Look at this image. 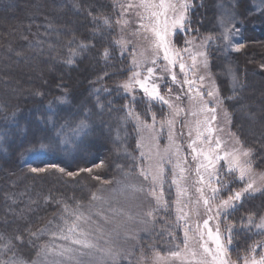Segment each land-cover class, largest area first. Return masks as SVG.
Listing matches in <instances>:
<instances>
[{
    "label": "trees",
    "instance_id": "16d2710c",
    "mask_svg": "<svg viewBox=\"0 0 264 264\" xmlns=\"http://www.w3.org/2000/svg\"><path fill=\"white\" fill-rule=\"evenodd\" d=\"M217 1L193 0L188 26L192 36L214 37L205 47L211 73L233 130L251 150L254 167L264 169V104L257 99L264 95V8L257 10L252 0H232L243 47L227 50L216 25ZM111 10L110 0H0V245L11 242L0 260L13 252L25 261L32 258L49 232L64 226L62 215L71 220L65 205L75 209L85 203L102 180L128 163L125 153L137 156L139 134L128 108L148 121L158 103L130 99L118 87L130 68L114 44L115 26L102 22ZM68 46L78 51L71 63ZM224 67L233 70L235 91ZM257 106H262L259 120ZM242 110L256 121L254 129L241 119ZM81 120L87 127L79 137L72 135ZM41 142L50 147L40 149ZM30 157L34 161L28 162ZM249 214L256 220L264 216V191L243 198L224 217L234 225L232 259L264 240V233L246 228Z\"/></svg>",
    "mask_w": 264,
    "mask_h": 264
},
{
    "label": "rangeland",
    "instance_id": "374dc122",
    "mask_svg": "<svg viewBox=\"0 0 264 264\" xmlns=\"http://www.w3.org/2000/svg\"><path fill=\"white\" fill-rule=\"evenodd\" d=\"M128 2L129 0H110L112 10L108 16H105L110 18L111 25L115 26L117 34L116 40L123 38L127 43L126 50H122L120 46L116 45L119 49V56L125 55L129 60L128 66L130 68V73L128 74L127 79L134 71L138 70L142 71L146 75V67H153L151 61L154 57L151 34L146 33L142 29L139 34H137V30L141 28L140 19L137 13L141 10L132 9L125 13L124 16H121L122 5L127 6ZM133 2H138V0H133ZM192 3L193 0H190V4ZM252 5L257 10H260L264 8V0H252ZM214 8L216 13V25L220 35L219 38L225 43V48L227 50H236L237 48H240L242 45V38L239 27V19L233 8V1L218 0L214 5ZM222 17H231L230 21L224 27L220 24ZM121 19L127 20V25H120L116 23L117 20ZM225 27L229 29L230 33L227 41L224 40L222 35ZM46 31L53 32V29L47 27ZM47 36L52 35L51 33H47ZM146 36L147 38H145ZM205 37L208 36L198 38V36H192L190 31L177 29L173 32L170 39L175 48L183 49L187 47L185 44L186 40L195 38L194 50L206 53L205 47L207 48L209 41L201 47ZM48 39V42L53 41V38ZM54 40H57V38L54 37ZM68 47L70 50H67V54L69 55L67 61L69 58H71L72 61L75 57H77V54L75 56H71V51L75 50L76 53H78V51L74 46ZM51 48L52 46L50 45L46 46L47 50ZM134 53L137 60L144 62L140 69L133 67L132 61ZM206 59L207 66L204 67L201 65L197 71V76L195 78L196 83L193 85V94L195 93L196 88L200 87V90L204 93V99L208 100L209 98L207 97V92L215 88L218 91V98L221 103L217 105L215 101H212L209 104V107H217L218 120L215 122V127L223 130L217 132V135L228 142L227 147L229 149L239 147L240 145H242L243 148L248 149L243 145L238 135L232 128L231 114L225 106L215 78L211 73L207 53ZM184 60L186 63L191 64V60L187 54L184 55ZM166 63L167 62L163 59V52H161L155 65L157 71L156 77H154V82L160 86L161 95H164L166 99L170 100V103L174 104L178 108L184 109V111L180 112L179 116L175 117L174 127L170 129L166 121L173 118V113L175 111L174 108H169L168 105H165L160 101H152L158 103L157 110L153 113L155 114V121H153V114L150 113L151 119L147 121L144 118H140L139 122L136 120L138 113L132 112V107L128 108L129 119L131 123L136 126L137 133L139 134L136 144L137 156L125 153L124 157L128 159V163L123 166L120 165L114 173V177L101 181L93 193H96L98 196L102 197V199L93 200L91 195L85 203L79 205V210L86 217H89L86 223L81 222V227L85 232L90 234L88 238L93 243L97 244V249L82 250L85 254L80 255L79 253H76L74 260H68L66 257L53 255H49L47 258L43 255L38 257L37 253L41 252V247L44 245L69 246L68 241L54 239L52 232L56 231H50L46 242L38 247V250L32 258L26 261L31 262L35 260L37 264H155L154 256L156 253L163 256L166 255L169 250H176L175 246L177 245H179L180 248H183L185 223H177V205L175 203L177 193L176 187L171 184V180L173 167L177 163L176 152L177 149H179V159L181 161L185 159L187 160V164L184 166L189 169L187 185L189 187L191 199L194 201L197 198L195 188L193 187V181L197 178L195 175L196 163L192 160L193 154L191 153V149L188 145L190 140L194 139L196 135L195 122L197 120H203V115L191 114L197 112L200 105L196 103V101H190L188 99V86H181L184 80V75L180 73L179 65L177 64L172 68V71L177 74V82L173 83L171 75L164 71ZM44 70L49 71V68ZM222 74L228 78L230 91H235L237 83L234 78L233 70L228 67H224ZM201 75L205 77L203 82L199 80V76ZM188 78L193 79L191 73H189ZM123 82H121V84ZM251 83L255 84V80L252 79ZM201 84L203 85L202 87ZM169 90H171L170 95ZM123 92L127 94L130 99H139V97H142L143 99L149 101L139 88L135 89L132 93H127L124 90ZM177 96H181L182 98L177 100ZM257 99L260 103L264 104V95L259 96ZM241 108H244V105ZM260 109L262 111V106H257V120H259L261 116L259 111ZM130 111L132 112V115H129ZM242 111L241 119L248 121L246 124L250 130L254 129L256 121L248 120L246 113H244V110ZM144 125H151L152 127L149 128ZM190 128H192L191 137L189 136ZM260 128L264 129V125H261ZM170 131L173 135L172 141L169 140ZM82 132L83 131L76 134L73 131L72 135L79 137ZM237 140H239L240 144L236 143ZM138 141L140 142V146H138ZM142 152L144 153L143 156H141ZM161 157H165L163 162L165 170L163 201L167 202V208L158 206L156 200L149 195V191L152 187L151 177L149 176V179L146 181L144 177L140 175L141 169L154 173ZM249 159L255 173L259 174L264 172V169H256L254 167L251 156ZM31 161H34V159H31L30 157L28 162ZM223 165L224 162L221 161L218 166L220 167L221 173L224 172ZM223 179L229 181L231 186L228 191H224L220 194L215 203H219L220 199L227 198L231 191L239 190L244 187V183L235 181L233 176L224 175ZM132 185H134L136 189L143 190H133L129 187ZM156 191L159 193L160 188L157 187ZM184 202L188 203L187 197L184 198ZM192 207V205H189V208ZM185 210L187 211L188 209ZM149 211H152V216L147 215ZM212 214L213 213H205L203 206L201 205L200 215L196 216L193 212L188 220V223L194 228L197 222L202 224L203 220L206 219L208 215ZM219 222L222 230L225 229L227 225H230L226 219L224 220V217ZM256 222H259V219H257ZM215 224V220L210 221V227L214 228ZM247 226L248 225H246V228ZM252 227L254 230H257L254 226ZM189 235L192 236V233L190 232ZM172 237H175V239ZM72 247L79 248V246L75 245ZM190 247H198L196 239L190 240ZM98 249H105L106 252L107 250H110V252L106 254V252H101ZM232 260L237 261L236 259ZM161 264H164V262H161ZM238 264H243V261L238 260Z\"/></svg>",
    "mask_w": 264,
    "mask_h": 264
},
{
    "label": "snow or ice",
    "instance_id": "6c2138e0",
    "mask_svg": "<svg viewBox=\"0 0 264 264\" xmlns=\"http://www.w3.org/2000/svg\"><path fill=\"white\" fill-rule=\"evenodd\" d=\"M191 8L190 0H138L133 2L129 0L127 6L122 5L121 16L129 12L132 9H140L137 13L140 19L141 28L137 30V34L141 31L150 33L152 37V48L154 51V57L151 61L153 67H146V75L142 71H134L129 78L124 81L118 87L123 88L127 93H132L135 89L139 88L149 101H160L169 108H174L173 118L166 121L169 128L172 129L175 123V117L179 116L180 112L184 111L182 108L176 107L170 103L169 99H166L164 95L160 93V86L154 82L156 77L157 68L155 67L160 53L163 52V59L167 62L164 71L171 75L173 83L177 82V74L172 71L175 65H179L180 73L184 75L183 85L188 86V99L190 101H196L200 105L197 112L191 113L192 115H203V120H197L195 122V138L190 140L188 147L191 149L192 160L196 163L195 175L196 180L193 181V187L197 194V198L193 201L189 193V187L187 185L189 169L184 165L187 164V160L181 161L179 159V149H177V163L173 167V175L171 184L176 187L177 199V223H185L184 229V246L180 248L179 245L175 246L176 250H169L166 255L161 256L156 253L154 256L155 264H238V260H242L243 264H264V240L255 241L246 252L234 261L229 256V246L233 242L232 232L234 225H227L225 229H221L220 220L226 217L229 210H235L237 204L245 197H251L253 194L264 191V172L255 173L250 161L251 150L239 147L228 148L227 141L223 140L217 132L223 131L215 127L217 122V107H209L212 101H215L217 105L221 103L218 96V91L213 88L207 92L208 100L204 99V93L200 90V87L196 88L193 94V85L196 83L197 71L201 65L207 66L206 53L203 51L194 50L195 38L186 40L187 47L183 49H177L172 45L170 37L177 29L192 31L188 26L189 19L188 13ZM231 17H222L220 24L224 27ZM146 21V22H145ZM105 26L111 27L110 18H103L102 20ZM117 24L127 25L128 21L121 19L116 21ZM229 29L225 27L222 33L225 41L229 39ZM147 38V36L145 37ZM214 39L212 36L205 37L203 44H207L208 41ZM114 44L121 47L122 50H126L127 43L123 38L115 40ZM79 47L83 48L86 45L81 44ZM240 47H243L242 45ZM237 51L239 48L236 49ZM77 53L75 50L71 51V56H75ZM187 54L191 60V64H188L184 60V55ZM109 52L107 49L104 51V57L107 59ZM69 58L68 63H71ZM144 62L135 58L133 54V67L140 69ZM146 66V65H145ZM189 73L192 74L193 79H189ZM162 79V78H161ZM199 80L203 82L204 76H199ZM203 85L201 84V87ZM171 90H169V95ZM182 97L177 96L176 99L180 100ZM63 100V98H60ZM132 115V112H129ZM136 120L139 122V115L136 116ZM153 121H155V114H153ZM151 128V125H144ZM87 127V123L81 120L73 131L79 134ZM163 127V122H162ZM57 135L62 136V130L57 131ZM192 135V128L189 129V136ZM173 135L170 131L169 140L172 141ZM62 143H67V139L61 140ZM240 144L239 140L236 141ZM138 146L140 142L138 141ZM40 149H48L50 145L43 142L39 145ZM26 151H31L27 149ZM144 153H141L143 156ZM170 158V156H169ZM165 157L160 158V162L156 167V171L147 172L141 169L140 175L147 181L149 176L151 177L152 187L149 191V195L156 200L158 206L167 208V202L163 201V184L165 183V170L163 167ZM224 162V172L221 173L220 162ZM33 172L44 171V169H32ZM63 171V169H60ZM72 175V173H69ZM224 175L233 176L235 181L243 182L244 187L239 190H233L225 199H220L219 203H215L220 194L230 189L231 183L223 179ZM133 190L136 189L134 185L129 186ZM157 187L160 188L157 193ZM188 198V203L184 202V198ZM93 200H100L102 197L96 193L92 194ZM192 205V208H189ZM203 206L205 213H213L208 215L203 223H196L195 227L188 223L193 212L196 216L200 215V207ZM80 206L77 204L75 209H70L65 205L63 212L67 216L71 217V220L65 216H61L63 220L62 227H59L58 232H52L54 239L68 241L69 246L64 245H44L41 247V252L37 253L40 257L43 255L45 258L49 255L66 257L68 260H74L76 253L84 255L82 250L97 249V244L93 243L88 237L89 233L85 232L81 227V222L86 223L89 217H86L80 210ZM185 209H188L187 211ZM154 211V210H153ZM148 216H152V211L147 213ZM216 221L215 227H210V221ZM247 225L249 228L252 226L258 230L255 234L264 233V216H260L259 222H256L254 214H249L247 217ZM192 233V236L189 233ZM36 236L37 233H32ZM175 239V237H172ZM2 239V237H0ZM17 240L22 238L17 236ZM196 239L198 247H190V240ZM73 245L79 246V248L72 247ZM11 247V242L0 245V253L7 252ZM101 252H106L105 249H98ZM110 250H107L108 254ZM258 253V254H257ZM0 264H37V262L25 261L21 258H17L15 252L7 260H0Z\"/></svg>",
    "mask_w": 264,
    "mask_h": 264
}]
</instances>
